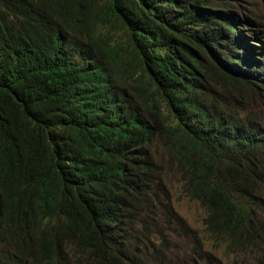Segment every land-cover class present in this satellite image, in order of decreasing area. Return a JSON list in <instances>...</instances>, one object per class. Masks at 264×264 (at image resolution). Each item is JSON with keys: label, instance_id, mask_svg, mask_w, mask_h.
Returning a JSON list of instances; mask_svg holds the SVG:
<instances>
[{"label": "trees", "instance_id": "obj_1", "mask_svg": "<svg viewBox=\"0 0 264 264\" xmlns=\"http://www.w3.org/2000/svg\"><path fill=\"white\" fill-rule=\"evenodd\" d=\"M34 3L0 0V264H218L172 210L171 163L210 238L264 264V39L243 4Z\"/></svg>", "mask_w": 264, "mask_h": 264}, {"label": "rangeland", "instance_id": "obj_2", "mask_svg": "<svg viewBox=\"0 0 264 264\" xmlns=\"http://www.w3.org/2000/svg\"><path fill=\"white\" fill-rule=\"evenodd\" d=\"M251 2V6L256 12L262 15L261 23L256 21L258 28L261 30L258 33L260 36H264V0H248ZM262 46V44H259ZM264 98V97H263ZM257 102L249 104L250 106H255ZM261 104L263 102L261 101ZM256 107V106H255ZM261 108V106H260ZM151 150L156 153V155L162 158L165 162L168 161L166 150L163 148L161 142H155L150 145ZM160 162V161H159ZM174 166V168H172ZM171 169L164 176V182L168 188L172 205L174 209L184 218L186 223L196 230L198 236L203 241V248L205 250L211 251L212 256L218 260V264H245L241 256L229 254L226 251L225 244L213 241L212 238L206 233L203 224V218L205 216L204 208L198 203V201L190 199L183 188V182L179 180L176 174L175 165L171 163ZM75 264V263H74ZM169 264H174L170 262Z\"/></svg>", "mask_w": 264, "mask_h": 264}, {"label": "clouds", "instance_id": "obj_3", "mask_svg": "<svg viewBox=\"0 0 264 264\" xmlns=\"http://www.w3.org/2000/svg\"><path fill=\"white\" fill-rule=\"evenodd\" d=\"M40 0H38L37 2H36V0H35V5L36 6H40V7H42V4H44V0H42V2H40ZM239 3L240 4H243V7L245 8V11L253 18V20H252V25L254 24V26L252 27L256 32H258V30H260L259 28H258V26H257V24H256V21L257 22H259V23H261L262 24V22H260V20H262V18H256V17H254L253 16V14H256V15H258V16H260V17H262V15L261 14H259L258 12H256L255 10H254V8L251 6V2H248V0H243V1H241V0H239ZM51 9V8H50ZM253 13V14H252ZM57 14L59 15V12H57ZM263 19H264V17H263ZM53 20H54V22H56V20H57V17H54L53 18ZM58 26H59V28L62 30V32L66 35V36H68L69 38H72V39H74L76 42H79V45H80V50H83L84 49V43H83V41H82V39H85L86 37H88L91 41H88V48L90 49V50H94V45H93V43H92V41L94 40V41H96V42H99L100 40L98 39V37H92V34H88L87 32H88V30H86V31H84V32H82L81 30H77V29H71V27L70 28H66V22H63V21H60L59 23H58ZM261 31V30H260ZM260 31L258 32V33H260ZM92 32H94V30H92ZM259 35V34H258ZM259 37H261L260 35H259ZM263 39H264V36H263ZM64 47H65V53H67V46H66V44H64ZM108 54H109V51H106V52H104V60H107V56H108ZM86 59H88V54L87 53H84L83 54V56H81L80 58H78V60H74V62H77V64H78V66H80L81 65V63H82V61L83 60H86ZM91 60H88V62H86V64H91ZM96 66H98V64H96ZM106 66H105V64H102V68H105ZM82 71V70H81ZM263 104H264V102H263ZM149 115V114H148ZM150 116V115H149ZM166 175V174H165ZM164 175V176H165ZM180 180V179H179ZM163 182H164V177H163ZM164 184H165V182H164ZM166 185V184H165ZM166 190H167V192H169L168 191V188H167V186H166ZM186 193V192H185ZM186 195H187V193H186ZM188 196V195H187ZM189 197V196H188ZM190 198V197H189ZM190 199H192V198H190ZM194 200V199H193ZM172 210H173V212L174 213H176L179 217H181L183 220H184V218L174 209V207H172ZM185 221V220H184ZM185 223H186V221H185ZM186 225L187 226H189L187 223H186ZM189 227H191V226H189ZM204 227H205V225H204ZM192 228V227H191ZM193 229V228H192ZM195 230V229H194ZM196 231V230H195ZM221 243H223V242H221ZM204 244V243H203ZM224 244V243H223ZM226 248V247H225ZM204 249V248H203ZM205 250V249H204ZM205 251H207V252H209L210 254H211V251H208V250H205ZM227 251V250H226ZM230 254V253H229ZM212 255V254H211ZM235 256H237V255H235ZM241 258H242V260H243V257L241 256ZM216 261H218L217 259H216Z\"/></svg>", "mask_w": 264, "mask_h": 264}]
</instances>
